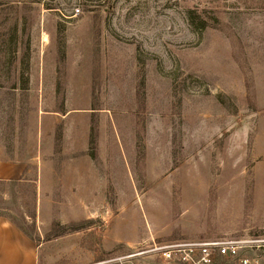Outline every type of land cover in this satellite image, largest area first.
<instances>
[{"label": "rangeland", "instance_id": "rangeland-1", "mask_svg": "<svg viewBox=\"0 0 264 264\" xmlns=\"http://www.w3.org/2000/svg\"><path fill=\"white\" fill-rule=\"evenodd\" d=\"M1 164L39 264L264 246V0H0Z\"/></svg>", "mask_w": 264, "mask_h": 264}, {"label": "built area", "instance_id": "built-area-1", "mask_svg": "<svg viewBox=\"0 0 264 264\" xmlns=\"http://www.w3.org/2000/svg\"><path fill=\"white\" fill-rule=\"evenodd\" d=\"M263 241L220 239L214 241L178 240L170 243L139 244L132 252L113 260V264H263ZM107 261L96 264H107Z\"/></svg>", "mask_w": 264, "mask_h": 264}, {"label": "crops", "instance_id": "crops-1", "mask_svg": "<svg viewBox=\"0 0 264 264\" xmlns=\"http://www.w3.org/2000/svg\"><path fill=\"white\" fill-rule=\"evenodd\" d=\"M20 167L16 164L0 165V180L18 179ZM35 241L16 224L0 215V264H39Z\"/></svg>", "mask_w": 264, "mask_h": 264}, {"label": "trees", "instance_id": "trees-1", "mask_svg": "<svg viewBox=\"0 0 264 264\" xmlns=\"http://www.w3.org/2000/svg\"><path fill=\"white\" fill-rule=\"evenodd\" d=\"M51 9H53V8H51Z\"/></svg>", "mask_w": 264, "mask_h": 264}]
</instances>
